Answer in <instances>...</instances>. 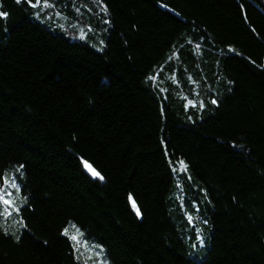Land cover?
I'll return each instance as SVG.
<instances>
[{
  "label": "trees",
  "instance_id": "trees-1",
  "mask_svg": "<svg viewBox=\"0 0 264 264\" xmlns=\"http://www.w3.org/2000/svg\"><path fill=\"white\" fill-rule=\"evenodd\" d=\"M0 12V264H264V0Z\"/></svg>",
  "mask_w": 264,
  "mask_h": 264
},
{
  "label": "bare ground",
  "instance_id": "bare-ground-1",
  "mask_svg": "<svg viewBox=\"0 0 264 264\" xmlns=\"http://www.w3.org/2000/svg\"><path fill=\"white\" fill-rule=\"evenodd\" d=\"M80 25H81L80 22L76 21V22L72 23L71 28H79ZM125 35H126V33L121 26H116L112 23L109 24L107 27L104 26L102 29V39L104 41L115 42L119 45H122L123 47L126 45V43L124 42ZM134 154H135L134 149L130 148L125 152V158L127 160H129L131 158L133 159ZM133 160H134V163H133L134 168H136V169L139 168V171H137L138 178L141 180H143V179L146 180V178H148L150 175L142 169L143 166H146L145 163L142 160H139L138 158H134ZM84 171H85L86 175L92 181H97V180L101 179V178H99V179L94 178L91 174H89L87 169H86V166H84ZM169 211H170V209H169Z\"/></svg>",
  "mask_w": 264,
  "mask_h": 264
},
{
  "label": "snow or ice",
  "instance_id": "snow-or-ice-1",
  "mask_svg": "<svg viewBox=\"0 0 264 264\" xmlns=\"http://www.w3.org/2000/svg\"><path fill=\"white\" fill-rule=\"evenodd\" d=\"M36 2H37V3H40V0H36ZM44 2L47 3V0H44ZM5 15H6L5 13L0 12V16H5ZM152 79H154V77H153ZM212 103L215 104V103H217V101H216L215 99H213V100H212ZM180 165H181V168H183V169L186 170V165H184L183 161L180 162ZM85 166L89 169V171L92 173L93 176L100 177V173L97 172V171H96V170H95L90 164H87V163H86ZM100 178L102 179L103 177H100ZM11 186H12L13 188H17V190H18V185H16L15 183H12ZM130 199H131V197H130ZM0 200H2L3 203H4L5 205H12V204L15 203V202L12 201V200H6V199H4L2 196H0ZM132 206H133L134 209H136V212H137V214L139 215V209L136 208L135 201H132ZM16 211H19V209L17 208ZM64 231H65V234H66V235H69L68 229H65ZM81 235H82V234L79 233L78 230H76L75 233H73V234L70 235V239H72L73 241H76L77 244H79V237H80ZM97 255H99V253H97Z\"/></svg>",
  "mask_w": 264,
  "mask_h": 264
},
{
  "label": "water",
  "instance_id": "water-1",
  "mask_svg": "<svg viewBox=\"0 0 264 264\" xmlns=\"http://www.w3.org/2000/svg\"><path fill=\"white\" fill-rule=\"evenodd\" d=\"M86 169H87V171H88V173L89 174H91L92 175V173L89 171V169L86 167ZM93 176V175H92ZM94 178H97V179H99L100 177H96V176H93Z\"/></svg>",
  "mask_w": 264,
  "mask_h": 264
}]
</instances>
